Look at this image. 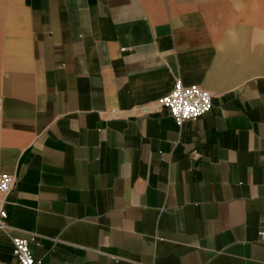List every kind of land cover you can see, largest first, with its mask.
Listing matches in <instances>:
<instances>
[{"label": "crops", "instance_id": "obj_1", "mask_svg": "<svg viewBox=\"0 0 264 264\" xmlns=\"http://www.w3.org/2000/svg\"><path fill=\"white\" fill-rule=\"evenodd\" d=\"M1 174L0 264H264V0H0Z\"/></svg>", "mask_w": 264, "mask_h": 264}, {"label": "built area", "instance_id": "obj_2", "mask_svg": "<svg viewBox=\"0 0 264 264\" xmlns=\"http://www.w3.org/2000/svg\"><path fill=\"white\" fill-rule=\"evenodd\" d=\"M160 107L169 110L178 125L187 120L197 119L213 108L212 94L198 86L185 85L178 79L173 90L158 101ZM14 176L0 175V230L8 233L10 227L6 220L8 213L5 208L8 197L15 184ZM13 253L19 264H36L28 241L20 237H12Z\"/></svg>", "mask_w": 264, "mask_h": 264}]
</instances>
